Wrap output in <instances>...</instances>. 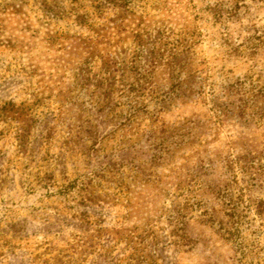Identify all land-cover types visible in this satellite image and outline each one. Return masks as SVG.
Masks as SVG:
<instances>
[{
  "label": "rangeland",
  "instance_id": "obj_1",
  "mask_svg": "<svg viewBox=\"0 0 264 264\" xmlns=\"http://www.w3.org/2000/svg\"><path fill=\"white\" fill-rule=\"evenodd\" d=\"M0 264H264V0H0Z\"/></svg>",
  "mask_w": 264,
  "mask_h": 264
}]
</instances>
